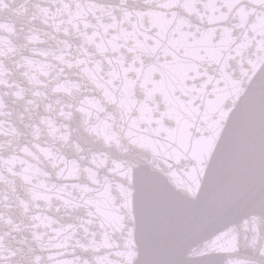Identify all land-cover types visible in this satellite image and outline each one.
Listing matches in <instances>:
<instances>
[{"label": "snow or ice", "instance_id": "6c2138e0", "mask_svg": "<svg viewBox=\"0 0 264 264\" xmlns=\"http://www.w3.org/2000/svg\"><path fill=\"white\" fill-rule=\"evenodd\" d=\"M0 264H264V0H0Z\"/></svg>", "mask_w": 264, "mask_h": 264}]
</instances>
